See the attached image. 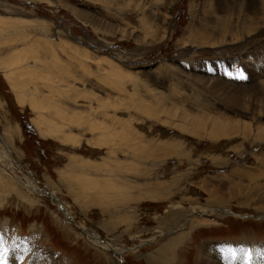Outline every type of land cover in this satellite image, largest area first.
<instances>
[{
  "label": "rangeland",
  "instance_id": "1",
  "mask_svg": "<svg viewBox=\"0 0 264 264\" xmlns=\"http://www.w3.org/2000/svg\"><path fill=\"white\" fill-rule=\"evenodd\" d=\"M223 1L0 0V264H264V24L214 45Z\"/></svg>",
  "mask_w": 264,
  "mask_h": 264
},
{
  "label": "bare ground",
  "instance_id": "2",
  "mask_svg": "<svg viewBox=\"0 0 264 264\" xmlns=\"http://www.w3.org/2000/svg\"><path fill=\"white\" fill-rule=\"evenodd\" d=\"M223 2H226L225 4V7H224V10L223 8H221L223 11H224V14L229 17V18H225V20L220 24V21H216L214 22L216 25L215 27H217V30L219 29H224V30H227V32L224 34V35H229V37H225V36H222L220 35V39H218L217 41L214 42V45H225V44H230V38L231 37H235L236 39L234 40H238V41H241V43H243V45L246 44V41L245 40H248L249 39V36L253 33H256L257 31L260 30V25L264 24L263 21L261 22H257L256 21V18H258V16H261L263 19H264V0H242V4L238 2L237 5H234L232 6L233 2H231L230 0H225ZM218 5V4H217ZM232 6V7H230ZM221 7V6H220ZM244 11H246L249 15H251V18H247V17H244ZM239 14H243L242 16V19H240V21L238 22L237 24V27L234 28L233 24L236 22L235 20H233V18L235 17V15H239ZM248 16V15H247ZM220 24V25H219ZM219 25V26H218ZM220 26H222V28H220ZM240 28V29H239ZM222 29V30H223ZM237 29H239L238 32H235ZM216 30L215 29H212L211 32H215ZM197 32H195V35L197 36ZM233 40V39H231ZM184 42V41H183ZM44 46V45H43ZM44 49H46L47 51L49 49H47V47H45ZM255 49V48H254ZM45 54V53H44ZM249 54V53H248ZM256 55V54H255ZM254 56V55H253ZM257 66V65H256ZM249 69V68H248ZM260 73V72H259ZM264 78V77H263ZM263 80V79H262ZM264 82V81H263ZM217 83V82H216ZM227 83V81H226ZM258 84V83H257ZM262 84V82H261ZM256 85V84H255ZM257 86V85H256ZM264 86V84H263ZM231 87V86H230ZM252 87V86H251ZM228 88V87H227ZM256 88V92L257 90V87ZM263 88V87H262ZM242 89V88H241ZM244 90V89H243ZM246 91V90H245ZM260 94H263L262 95V98L264 97V89H263V93L260 91V89L258 90ZM244 92V91H243ZM250 92V91H249ZM255 92V91H254ZM253 92V93H254ZM255 94V93H254ZM258 94V92H257ZM256 94V95H257ZM259 94V95H260ZM228 96V95H227ZM256 97H259V96H256ZM255 97V99H256ZM52 98V97H51ZM234 98V97H233ZM260 99V98H259ZM242 101V100H241ZM259 101V100H258ZM257 101V102H258ZM246 102V101H245ZM248 102V101H247ZM264 103V102H263ZM235 104V103H234ZM259 104V103H258ZM238 105V104H237ZM235 105V106H237ZM239 106V105H238ZM253 106V105H252ZM251 106V107H252ZM155 108V107H154ZM246 108V107H245ZM234 109V108H233ZM158 110V109H156ZM245 110V109H244ZM89 111V110H88ZM155 111V110H154ZM159 111V110H158ZM165 112V111H164ZM173 112V111H172ZM152 113V112H151ZM158 112L156 111V114ZM244 113V112H243ZM247 113V112H246ZM200 115V114H199ZM196 116V115H195ZM206 117V115H204ZM203 118V117H202ZM223 120V119H222ZM204 121V120H203ZM221 121V120H220ZM228 121V120H227ZM207 123V121H204ZM219 122V121H218ZM217 121L216 122H213V121H210L209 124H211V136L217 139L219 138H223V137H227L229 134H228V129L230 128H227L225 127L223 124L218 123ZM233 123V122H232ZM207 125V124H206ZM228 125V124H227ZM238 125V124H237ZM192 126L194 127V131L197 132L198 134L200 133V131L205 127V124L200 121L199 119H196L193 121L192 123ZM264 129V128H263ZM232 131V130H231ZM107 133V132H106ZM106 135V134H105ZM243 136V135H242ZM262 138V137H261ZM264 139V138H263ZM216 162V161H215ZM233 182V181H232ZM233 184V183H232ZM34 189V187L32 186V190ZM230 189H234V191H239V184L238 183H234L233 185L230 186ZM43 192V191H42ZM54 198V197H53ZM56 199V198H55ZM59 200V199H58ZM57 200V201H58ZM55 203V202H54ZM58 205V204H57ZM61 206V205H60ZM64 209V208H63ZM66 210V209H65ZM62 211V210H61ZM66 213V212H65ZM89 236V235H88ZM90 236L92 238H94L93 235L90 234ZM97 242V241H96ZM99 243V242H98ZM220 249V248H219ZM207 253V252H206ZM205 260V259H204ZM207 260V259H206ZM226 262V261H225ZM208 264H219L216 260L213 259V257H209L208 261H207Z\"/></svg>",
  "mask_w": 264,
  "mask_h": 264
}]
</instances>
